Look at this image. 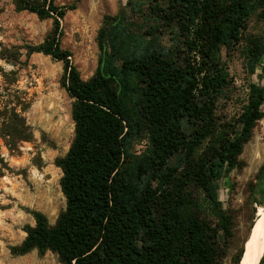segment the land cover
<instances>
[{
	"label": "trees",
	"instance_id": "trees-1",
	"mask_svg": "<svg viewBox=\"0 0 264 264\" xmlns=\"http://www.w3.org/2000/svg\"><path fill=\"white\" fill-rule=\"evenodd\" d=\"M14 2L54 20L30 52L63 61V84L75 99V136L56 160L66 208L54 224L31 210L36 223L25 226L12 253L52 251L63 264H219L220 232L224 240L234 238L233 217L222 211L213 226L191 186L218 205L217 181L241 165L239 156L264 118V83L255 80L237 115L226 118L220 105L234 82L228 62L243 42L249 73L264 78V0H128L104 18L99 66L88 80L61 47L60 20L75 5ZM138 15L143 25L132 33ZM253 18L263 23L257 32L249 30ZM13 97L10 107L0 105V136L11 152L33 137L25 117L31 102L19 89ZM144 134L146 149L132 154ZM6 169L0 149V177ZM257 177L264 180V165ZM257 219L254 213L234 264L241 263Z\"/></svg>",
	"mask_w": 264,
	"mask_h": 264
},
{
	"label": "rangeland",
	"instance_id": "rangeland-1",
	"mask_svg": "<svg viewBox=\"0 0 264 264\" xmlns=\"http://www.w3.org/2000/svg\"><path fill=\"white\" fill-rule=\"evenodd\" d=\"M127 1L54 0L60 7L75 5L60 20V39L61 47L71 51L72 61L82 79H90L98 69L101 56L98 34L104 18L118 14ZM131 20L134 21L131 32H137L144 18L138 15ZM262 26L261 21L253 18L249 30L257 32ZM53 27V18H41L35 12L18 10L14 0H0V105L10 107L15 90L23 92L31 102L25 117L33 132L32 139L24 141L14 152L0 136V149L7 165L5 174L0 177V264H63L52 251L41 255L35 249L16 256L11 250L25 239V226L35 225L31 210L45 213L54 224L66 208V197L60 185L63 171L56 160L66 155L75 136L72 118L75 99L63 84V61L43 52H30V46L44 42ZM244 46L243 42L228 62L234 82L230 85L228 98L220 100L222 113L228 119L238 114L247 97L249 82L264 83V78L249 73ZM122 52H129V44ZM147 145L148 137L144 134L133 143L130 151L140 155ZM239 161V167L217 181L218 205L212 203L202 188L191 186L202 217L213 226L219 225L222 211L233 217L234 238L224 240L223 232H220L219 264H234L254 213L258 222L263 216L264 180L257 176L264 165V118L254 128ZM254 227L244 243L245 253Z\"/></svg>",
	"mask_w": 264,
	"mask_h": 264
},
{
	"label": "bare ground",
	"instance_id": "bare-ground-1",
	"mask_svg": "<svg viewBox=\"0 0 264 264\" xmlns=\"http://www.w3.org/2000/svg\"><path fill=\"white\" fill-rule=\"evenodd\" d=\"M264 254V216L257 225L241 264H259Z\"/></svg>",
	"mask_w": 264,
	"mask_h": 264
},
{
	"label": "water",
	"instance_id": "water-1",
	"mask_svg": "<svg viewBox=\"0 0 264 264\" xmlns=\"http://www.w3.org/2000/svg\"><path fill=\"white\" fill-rule=\"evenodd\" d=\"M252 233V232H251ZM248 241V240H247ZM247 241H246V243H247ZM245 247H246V244H245Z\"/></svg>",
	"mask_w": 264,
	"mask_h": 264
}]
</instances>
